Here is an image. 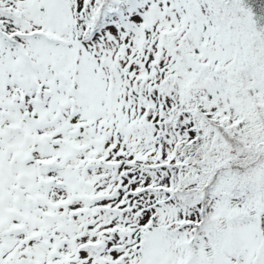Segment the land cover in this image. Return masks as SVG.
<instances>
[{
    "label": "snow or ice",
    "instance_id": "6c2138e0",
    "mask_svg": "<svg viewBox=\"0 0 264 264\" xmlns=\"http://www.w3.org/2000/svg\"><path fill=\"white\" fill-rule=\"evenodd\" d=\"M0 264H264V0H0Z\"/></svg>",
    "mask_w": 264,
    "mask_h": 264
}]
</instances>
